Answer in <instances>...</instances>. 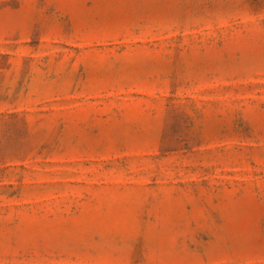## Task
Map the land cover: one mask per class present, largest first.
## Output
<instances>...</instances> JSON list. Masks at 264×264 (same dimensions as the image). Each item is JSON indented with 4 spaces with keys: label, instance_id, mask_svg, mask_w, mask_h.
Segmentation results:
<instances>
[{
    "label": "rangeland",
    "instance_id": "374dc122",
    "mask_svg": "<svg viewBox=\"0 0 264 264\" xmlns=\"http://www.w3.org/2000/svg\"><path fill=\"white\" fill-rule=\"evenodd\" d=\"M0 264H264V0H0Z\"/></svg>",
    "mask_w": 264,
    "mask_h": 264
}]
</instances>
